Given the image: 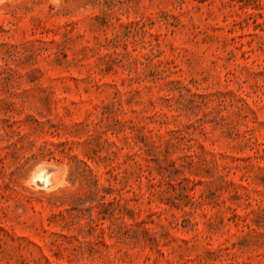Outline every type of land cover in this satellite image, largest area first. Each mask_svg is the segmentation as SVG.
Returning <instances> with one entry per match:
<instances>
[{
	"label": "rangeland",
	"instance_id": "obj_1",
	"mask_svg": "<svg viewBox=\"0 0 264 264\" xmlns=\"http://www.w3.org/2000/svg\"><path fill=\"white\" fill-rule=\"evenodd\" d=\"M0 264H264V0H0Z\"/></svg>",
	"mask_w": 264,
	"mask_h": 264
},
{
	"label": "bare ground",
	"instance_id": "obj_2",
	"mask_svg": "<svg viewBox=\"0 0 264 264\" xmlns=\"http://www.w3.org/2000/svg\"><path fill=\"white\" fill-rule=\"evenodd\" d=\"M42 178L40 180H38L42 185L46 186L47 185V175L46 174H42Z\"/></svg>",
	"mask_w": 264,
	"mask_h": 264
}]
</instances>
